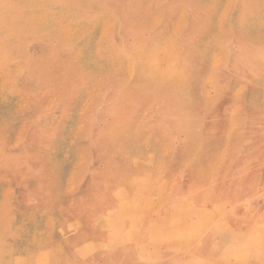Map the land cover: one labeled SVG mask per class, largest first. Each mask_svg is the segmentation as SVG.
I'll return each instance as SVG.
<instances>
[{
    "label": "bare ground",
    "instance_id": "obj_1",
    "mask_svg": "<svg viewBox=\"0 0 264 264\" xmlns=\"http://www.w3.org/2000/svg\"><path fill=\"white\" fill-rule=\"evenodd\" d=\"M154 1L151 3L158 2ZM214 1L208 0L212 4ZM254 1H231L244 3L245 7L240 4L241 6L235 9L239 18L237 26L241 30L229 31L225 47L228 51L229 65L237 72L235 79L243 80L249 76L251 81L256 84L260 78H264V42L255 39L252 35L264 22V3ZM51 2L53 3V1ZM173 2L168 3L169 5L166 3L168 17L174 14L177 7L183 8L186 5L189 6L191 13L193 11L196 14L201 10L197 0H175ZM54 3H56L55 0ZM69 3L73 4L70 1ZM149 4L148 9H153V6ZM92 5H95V2ZM133 5V7L127 5L129 8L125 12L127 15L124 14L120 17L117 14L119 18L117 20L122 25H118L116 30L118 32L116 36L120 40L115 46L110 45L106 48H103L100 40L96 42V35L101 34V31H98L101 30V27L95 22L94 17L89 15L87 17L89 19H87L77 15L72 16V12L66 16L67 14L61 12L63 10H56L52 15L55 24L52 25L51 33L57 34V37L60 38L69 56L75 60L81 75L75 84H70L65 95L67 97L64 99L66 103H63L61 108H55L51 135L34 137V141L30 140L33 145L26 150L23 160L13 165V167L16 165L22 167L28 164L33 170L31 177H37L45 184L43 189V198L45 199H38L36 205L32 209L30 208L29 212L35 218V222H38L42 221L39 214L46 211L51 219L49 228L43 231L42 227H38L33 233H29V229L25 226L20 228L21 236L25 239L29 237L34 241L41 238V248L40 251H37L40 260L38 259L36 264H92L94 262L101 264H105V262L107 264H156L155 259L162 260L168 254L164 256L161 253L160 255L159 251L151 250L149 246L153 245L156 248L155 245L163 244L175 236L186 243L198 241V247L204 248L203 240L208 239V235L218 224L220 220L218 216H225L226 210L223 211L220 207L235 205L246 199L239 193V190L247 182L258 181L262 171L261 165L264 163V94L261 97L259 93L254 96L246 94L247 97H244L243 94L237 96L236 107H234L243 113V121L240 126L237 124L233 130L232 136L236 139L235 144L231 147L228 146L229 149H225L230 152L229 163H232L233 166L230 165L227 168L224 176L220 174L222 179L210 180L206 175L211 172L206 169L205 164L219 156V152L211 154L210 148L219 150L222 147L217 140L209 139L208 133L211 131L203 128L204 117L209 113H206L204 109L210 108L206 105L199 106V102L194 96L186 97L187 101H184L187 105L181 107L177 98L178 92L174 95V90L171 88L167 67L160 69V77L152 76L150 71H153L158 60H151V56L149 57L147 54L152 51L159 53V50L164 46L167 53L171 54L174 52L172 50L174 45L165 41L164 32L155 27L154 20L151 23H136V19H130V14L128 15L131 13L130 9L135 13L134 10L140 8L143 3L141 0H136ZM97 7L96 10L99 9ZM74 8H76L75 4ZM117 11L116 13H119ZM243 14L247 20L243 19ZM230 15H232V11L229 9L222 18L227 25L233 22L234 17H230ZM105 21L101 20V23ZM168 22L169 20H166V24ZM185 26V21L182 20V31ZM125 36H131L134 39L131 51H125L123 48L121 38ZM188 36L190 35L188 34ZM186 42L194 52V49L197 48L196 45H193L195 44L194 39H187ZM230 43L237 44L236 50L231 49ZM60 47L57 49L59 50ZM103 50L109 53V57L107 56L109 75L117 69L121 71V65L125 61L126 65L130 66L129 71H122V76H128L130 82H125L123 77L117 76L112 88V97H102V89L106 84L107 76V70L102 65ZM240 55L243 57L241 58ZM186 56L193 57L192 54H186ZM60 57L62 56L60 55ZM238 57L241 60H238ZM160 59L161 62L164 61V58ZM225 62L228 65L227 59ZM254 65L257 66L256 70ZM230 84L231 81L223 82L211 75V85L215 92L214 104L219 103L220 100L216 97H223ZM154 88L161 93L162 97L154 98L152 100L154 103H150L144 107L145 110L141 111L140 107L144 104H142L143 93H150V90ZM23 96L31 98L36 95L26 92ZM84 99L87 102L81 106ZM102 99H105L104 107ZM9 104L7 106L6 103L4 109L0 105V113L3 112L0 116L7 118L3 135L6 144L1 146L4 149L8 146L7 142L11 133L16 129L19 116L22 120L26 116L25 111H17L13 106L10 109ZM103 115L111 119L104 131L99 125ZM130 127H138L141 134L147 130L148 135L151 136V146L160 145L159 141L162 139L164 141L166 136L168 142L175 145V153L170 152L173 154L171 156L170 153H164L162 164L166 169H170L169 161L174 159L179 163L177 171L185 169L191 177L179 185L180 193L187 196L188 199L182 198L179 202L183 207L179 212L173 214L176 221H169L168 215L159 213L156 215V218L159 219L158 223L145 225L146 216L151 214L150 203L152 204L153 200H159L162 204L163 200L157 193H146L145 191L148 178L145 175L144 162L147 159L139 158V153H143L144 150L132 144L130 139L124 135ZM161 133L163 134L159 137ZM71 136L73 139L69 142ZM42 141L45 146L38 150ZM33 147H35V151ZM66 148H69L70 152H74L78 148L87 154L86 172L77 178L75 190L70 194L62 191V179L67 175V163L61 158V150ZM146 156H148V152ZM100 165H104L105 168L101 169ZM235 166L238 167L236 170ZM3 171L6 172V169ZM17 175L16 173L10 180H15ZM149 184L154 183L150 182ZM162 188L159 187L157 190L161 191ZM203 191L202 197L200 194ZM245 191L249 193L248 190ZM206 192L211 193L213 198L208 199ZM143 195L146 196L145 199L142 198ZM198 195L203 199L198 198V200ZM149 196L150 198H148ZM79 197H82V200L78 201ZM190 197L197 201L190 200ZM22 206L23 203H20V207ZM13 208L15 207H11V210H14ZM90 217H94L92 222L88 221ZM145 229L146 242L140 243L138 238ZM222 240L225 243V245L223 244L225 248L223 247L224 250L219 255L221 259L226 260L223 255L226 254V251L228 254L229 250L226 248L229 246L234 251V256L237 254L236 258L244 259V244H236L235 240ZM44 251L52 254V257L43 259L41 253ZM35 254L37 256L36 252ZM168 261L170 264H189L191 261H195L196 264L216 262L214 259L210 261L204 253L195 255L192 249H187L184 254H172L168 256Z\"/></svg>",
    "mask_w": 264,
    "mask_h": 264
},
{
    "label": "rangeland",
    "instance_id": "obj_2",
    "mask_svg": "<svg viewBox=\"0 0 264 264\" xmlns=\"http://www.w3.org/2000/svg\"><path fill=\"white\" fill-rule=\"evenodd\" d=\"M51 1H53V3ZM69 1L73 3L71 4L72 6ZM135 1L136 0H66V2H64V0H60V2H62L60 3L59 0H55L56 3H54V0H0V105L4 109L6 108L5 104L7 103L8 106V103H10V109L13 106L17 111H25L26 114L23 120L19 116L16 129L11 133L7 142L8 146L5 149L1 148V146L6 144L3 135L5 133L4 124L7 118L0 116V264H36L38 259L40 260L37 251H40L41 248V238L34 241L29 237L25 239L21 236L20 228L24 226L27 227L29 233H33L38 227H42L44 231V229L49 228L51 222V219L44 210L43 214H39V218L42 221L38 222H35V218H33L32 214L29 212L30 208L32 209L36 205L38 199H45L43 198L45 184L41 179L31 177L33 170L28 164L22 167H18V165L13 167V165L23 160L26 150L33 145L31 141H34V137L40 138V136L51 135V130L54 126L55 108H61V105L66 103L64 99L67 97L65 95L68 88L75 84L78 77L81 75L75 60L69 56L60 38L57 37V34L51 33L52 25L55 24L52 20L54 11L63 10L61 12L67 14L66 16L70 15L72 12V16L77 15L78 17L87 18L90 15L92 18L94 17L96 19L95 22L101 27V30H98L101 31V34L96 35V42L100 40L103 48H106V46L109 47L110 45L115 46L120 40L116 36L118 33L116 31L117 26H122L121 22L117 20L119 19L118 15L120 17L124 14L127 15L125 13L126 9L129 10L127 7H133ZM141 1L143 5L135 9V13L130 9L131 13H128V15L130 14L129 18L136 19V23H151V21L154 20L155 27L158 28L159 31L164 32L165 41H169L174 45L172 49L174 52L171 54L170 52L167 53L166 47L164 46L159 50V53H153L152 51V53H148L147 55L149 57L151 56V60H158L153 67V71H150L153 77H160V69L164 67L168 68L171 88L174 90V95L178 92L177 95L179 96H177V98L178 101H180L181 107L187 105L184 101L186 97H198L197 99L201 103H206L203 99L215 95L214 88H212L211 85V75L223 82L231 81V86L228 85V91L223 95L225 98H223L221 103L219 102L217 109L230 108L238 110L235 107L239 94H243L244 97H247L246 94L254 96V94L259 93L260 97L264 94V78H260V81L256 84L251 81V77L249 76H246V79L243 78V80L238 78L235 79V77H237V72L229 65L228 51L225 47L226 38L231 30H241V28L237 26L239 18L236 15L237 12L235 9L240 7V4H243L245 7L244 3H234L231 2L232 0H215L212 4L209 3L208 0H197V4L201 10L196 12V14H194L193 11L191 13L189 6L186 5L183 8L177 7L174 14L168 17L166 10L168 7L167 5L175 0H157L158 2L154 4L151 3V1L155 2L154 0ZM94 2L95 5H92ZM161 2L163 3L161 4ZM254 2L264 3V0H255ZM74 4L76 8H74ZM148 4L152 5L153 9H148ZM59 5L64 7H60ZM96 7L97 9L103 10L104 13L106 12V14L99 9L96 10ZM229 9L232 11L230 17L234 18L233 22L227 25L225 20L223 22L222 18ZM65 10L66 12H64ZM116 10H118L117 12L119 13H116ZM190 14L192 15L190 16ZM242 17L244 20H247L244 14ZM101 20H106V25H104L105 22L101 23ZM166 20H169L167 24ZM182 20L185 21L186 24L184 29L186 30L185 32L181 29ZM188 34L190 36H188ZM252 36L264 42V22L262 25H259ZM187 39H194L195 44L193 45L197 47L194 49V52H192L191 46L187 44ZM53 40L58 42L55 43ZM121 40L124 50L131 51L134 39L131 36H125L122 37ZM55 45L58 47L63 46L58 50V47ZM230 46L231 49L236 50L237 44L230 43ZM105 52L106 50H103L102 58L104 57V61L102 60V65H104L107 70L109 67L107 65L109 53ZM58 53L62 57H60ZM186 54H192L193 57H187ZM242 57L243 56H241V58ZM160 58H164V61L161 62ZM241 58L238 57V60H241ZM226 59L228 65L225 62ZM126 64L127 62L125 61L121 65L122 70L118 71L117 69L112 71L111 75L108 74L107 70L106 84L103 86L104 89H102V97H112L111 93L113 91L112 88L114 87L113 84L115 79L117 76L123 77L122 71L130 70V66ZM255 65L254 67L256 70L257 66ZM248 73L247 70V74ZM127 77L128 76H124L122 79L125 80V82H130ZM146 79L148 80V76ZM18 92L20 93L18 94ZM26 92L36 96L31 98L24 97L23 94ZM143 94L142 104H144L140 107L141 111L145 110L144 107L150 103H154V101H152L154 98L162 97L161 93H159L156 88L150 90V93L144 92ZM226 97L231 98L226 99ZM104 101L105 99H102L103 107L105 105ZM86 102L87 100L84 99L81 106H84ZM2 113L3 112H1L0 115H2ZM227 120L230 125H234L236 116L231 114ZM110 122L111 119L104 117V115L102 116L101 122L99 123L102 131H104L106 125ZM231 133V129L225 131L224 144L219 149V159L222 158L225 145L231 139ZM162 134L163 133H161L159 137H161ZM124 135L130 139L132 144L144 150L143 153H138L140 154L139 158L142 160L147 159V161L144 162V171L148 178L145 188V191H147L151 185L149 183L154 182L156 175L163 174L165 166L162 164V158L165 149H167L166 145L163 144L162 139V141H159L160 145L151 146V136L148 135L147 130L141 134V130L138 127H130ZM72 139L73 136L70 137L69 142H71ZM43 146H45L44 141L38 146V150ZM33 150L35 151V147H33ZM147 152L148 156H146ZM61 158L67 163V175L62 179V191L63 193L70 194L75 190L77 178L82 175L83 172H86L85 162L87 161V154L78 148L74 152H70L69 148H66L61 150ZM3 164L6 165L2 166ZM261 167L262 171L259 174L258 181L247 182L245 186L239 190V193H242L244 190H248L251 193L248 196V198L251 197L250 202L252 208L250 213L248 212L242 215L240 219L237 218L234 223L235 225L232 227L225 225V227L213 231V233L216 232L223 236L222 239L230 241L235 240L234 242L236 244H244V259L236 258L237 254L234 256V251L231 250L229 246L226 248L229 250L228 254L226 251V254L223 255L226 260H223V258L221 259L219 255H214V260L216 262L213 261V263L207 264H264V163ZM100 168L103 169L105 166L100 165ZM237 168L238 167L235 166V170ZM5 169L6 172L3 171ZM16 173L18 174L16 176L17 178L15 180H10ZM159 179L161 181L160 187H162L163 178L159 177ZM77 200H82V197H79ZM247 201L243 203L245 209H249V201ZM20 203H23L22 207H20ZM11 207H15L13 208L14 210H11ZM160 211L159 207L154 210L153 214L147 215L145 225H149ZM93 220L94 217L88 219L90 222ZM145 231L146 229L138 238L140 243L146 242ZM243 234L244 236H242ZM189 244L190 243H187V245ZM187 245L175 244L172 246L158 244L155 245L156 248L153 247V245H150L149 248L159 251L160 255L162 253L163 255L168 254V256H170L175 253H186ZM217 250L216 247L212 248V251ZM41 255L43 259H45V257H52V254H48L47 251L42 252ZM55 256H57V254H55ZM162 260H160V258L155 259V263L170 264ZM92 264L101 263L94 262ZM105 264L107 263L105 262ZM189 264L196 263L195 261H191Z\"/></svg>",
    "mask_w": 264,
    "mask_h": 264
},
{
    "label": "crops",
    "instance_id": "obj_3",
    "mask_svg": "<svg viewBox=\"0 0 264 264\" xmlns=\"http://www.w3.org/2000/svg\"><path fill=\"white\" fill-rule=\"evenodd\" d=\"M213 88V87H212ZM198 98V97H196ZM218 100H220L219 102L221 103L223 101V98L225 97H216ZM231 98V97H226V99ZM198 100V99H197ZM214 98L213 97H206L205 99H203L204 102L206 103H201L199 100V106L202 105H206L207 107H209L210 109H204V111L206 113H208V116L204 117L203 123H204V127L206 130H210L211 132L208 133V138L212 139V140H217L218 143H220V147L224 144V139H225V131L228 129H231V139L227 142V144L225 145V149L229 146H233L235 144V140L234 137L232 136L233 134V130L237 127V124L240 126L242 124L243 121V113L240 110H235V109H217L218 108V104L219 103H213ZM225 101V100H224ZM212 104H211V103ZM210 103V104H208ZM212 106V107H211ZM234 106V105H233ZM234 114L236 116V120L234 125H230L228 123V117ZM238 126V127H239ZM165 133V132H164ZM166 134V133H165ZM163 144L166 145L165 149V154L166 153H170L172 152L173 154L175 153V145L173 143L168 142L167 137H164V141ZM169 146V148H168ZM229 149V148H227ZM226 149V150H227ZM191 152V151H190ZM210 152L211 154L213 153H218L219 150L216 148H210ZM172 153H170V156L173 155ZM215 154V155H216ZM230 152L229 151H224V154L222 156L221 159H219V156L216 157V159H214L213 161H209L207 164H205L206 169H208L211 173H208L206 176L211 180H220L222 178H220V174H222L224 176V173H226L227 168L231 165V167L233 166L232 163H229L230 159ZM176 162V163H175ZM179 162V161H178ZM170 165L168 164V166L170 167V169H166V167H164V171L162 175H156L155 181L153 182L154 184L150 185L149 188L147 189L146 193H157V195L159 196V198H161L163 200L162 204L161 201L159 200H153L152 204L150 203L149 208H150V213L153 214L154 210L156 208L160 207V213L162 214H166L168 215L169 221H176V217H173L175 215V213L179 212V210L183 207L182 205L179 204V202L181 201L182 198H187V196H183L182 193H180V189H179V185L181 183H183L186 179L188 180L189 178L191 179L190 175H188L187 171L185 169H182L177 171V167L179 166V163H177V161H175L174 159L169 161ZM181 167V166H180ZM205 169V170H206ZM159 177L163 178V185H162V190L158 191L157 188L160 187V179ZM186 180V181H187ZM156 182H158L159 184H157ZM247 191H243L242 194L244 196V198L246 197V199L240 201L239 203H236L235 205H228L227 207H220V209H223V211L226 210L225 216L223 217H219V221L218 224L213 228V230L211 231V233L208 235V239L207 240H203V243L205 245V247H198L199 246V242L197 241H193L194 243L190 242L189 245H187L186 242L181 241V238H177L176 236L169 239L168 241L164 242L163 244L166 245H175V244H186L187 245V249H192L193 253H195V255L197 254H202L204 253L206 258H208L210 261H212L214 259V255H220L222 254V250L223 247L225 248V243L223 242L222 238L223 236H221L219 233H216L213 231L218 230L219 228H223L225 227V225L227 226H234L236 219H240L242 215L247 214L248 212L250 213L251 211V197L248 198L249 193H245ZM204 194V191L200 194L201 196ZM246 194V195H244ZM200 195L197 196V199L199 198L200 200L203 199ZM206 196L208 199L213 198V195L209 192H206ZM142 198H146L145 195L142 196ZM150 198V196L148 197ZM188 199V198H187ZM193 200V197H190V200L193 201H197ZM198 199V200H199ZM249 201V209H245L244 208V201ZM208 201V200H207ZM247 201V202H248ZM218 207V208H219ZM159 214V213H158ZM157 214V215H158ZM157 216H155L154 220L150 223H158L159 219L156 218ZM244 218V217H243ZM170 228V227H169ZM192 243V244H191ZM224 244V245H223ZM198 245V246H197ZM216 247L218 250L217 251H212V248ZM167 254H164V256ZM163 262H169L168 261V256L164 257Z\"/></svg>",
    "mask_w": 264,
    "mask_h": 264
}]
</instances>
